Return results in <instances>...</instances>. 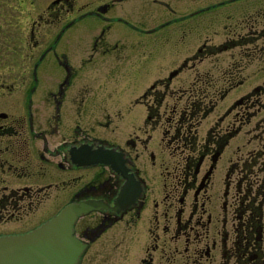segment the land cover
Here are the masks:
<instances>
[{
    "label": "flooded vegetation",
    "instance_id": "1",
    "mask_svg": "<svg viewBox=\"0 0 264 264\" xmlns=\"http://www.w3.org/2000/svg\"><path fill=\"white\" fill-rule=\"evenodd\" d=\"M80 201L76 264H264V0H0V235Z\"/></svg>",
    "mask_w": 264,
    "mask_h": 264
},
{
    "label": "water",
    "instance_id": "2",
    "mask_svg": "<svg viewBox=\"0 0 264 264\" xmlns=\"http://www.w3.org/2000/svg\"><path fill=\"white\" fill-rule=\"evenodd\" d=\"M86 201L70 202L35 227L0 235V264H76L82 242L73 233Z\"/></svg>",
    "mask_w": 264,
    "mask_h": 264
},
{
    "label": "rangeland",
    "instance_id": "3",
    "mask_svg": "<svg viewBox=\"0 0 264 264\" xmlns=\"http://www.w3.org/2000/svg\"><path fill=\"white\" fill-rule=\"evenodd\" d=\"M214 26H216V27H218L219 29V31H221L222 30V25L221 24H218V25H214Z\"/></svg>",
    "mask_w": 264,
    "mask_h": 264
}]
</instances>
